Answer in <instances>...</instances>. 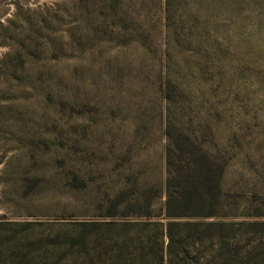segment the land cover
<instances>
[{"label":"rangeland","instance_id":"1","mask_svg":"<svg viewBox=\"0 0 264 264\" xmlns=\"http://www.w3.org/2000/svg\"><path fill=\"white\" fill-rule=\"evenodd\" d=\"M204 64L225 87H197ZM168 71L189 102L163 100ZM185 114L226 155L239 212L264 199V0H0L1 225L64 231L130 179L162 191L166 117Z\"/></svg>","mask_w":264,"mask_h":264},{"label":"trees","instance_id":"2","mask_svg":"<svg viewBox=\"0 0 264 264\" xmlns=\"http://www.w3.org/2000/svg\"><path fill=\"white\" fill-rule=\"evenodd\" d=\"M222 69L204 64L186 72L197 87L215 90V84L225 87ZM179 78L178 71L163 78L168 106L193 95ZM206 127L203 117H166L162 191L130 179L108 200L100 221L46 234L35 232L37 223L0 224V264H264V199L253 195L239 212L240 195L222 188L226 155L205 142ZM161 193L162 208L153 214Z\"/></svg>","mask_w":264,"mask_h":264}]
</instances>
